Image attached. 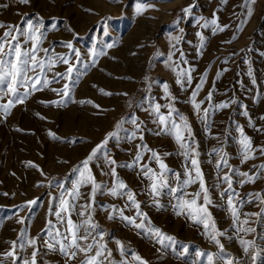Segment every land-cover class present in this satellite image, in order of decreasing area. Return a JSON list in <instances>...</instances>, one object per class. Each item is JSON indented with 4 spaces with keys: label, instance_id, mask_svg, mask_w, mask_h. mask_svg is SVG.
Masks as SVG:
<instances>
[{
    "label": "rangeland",
    "instance_id": "374dc122",
    "mask_svg": "<svg viewBox=\"0 0 264 264\" xmlns=\"http://www.w3.org/2000/svg\"><path fill=\"white\" fill-rule=\"evenodd\" d=\"M0 264H264V0H0Z\"/></svg>",
    "mask_w": 264,
    "mask_h": 264
},
{
    "label": "water",
    "instance_id": "95a60500",
    "mask_svg": "<svg viewBox=\"0 0 264 264\" xmlns=\"http://www.w3.org/2000/svg\"><path fill=\"white\" fill-rule=\"evenodd\" d=\"M195 1H196V0H188V5H192V4H194Z\"/></svg>",
    "mask_w": 264,
    "mask_h": 264
},
{
    "label": "bare ground",
    "instance_id": "6f19581e",
    "mask_svg": "<svg viewBox=\"0 0 264 264\" xmlns=\"http://www.w3.org/2000/svg\"><path fill=\"white\" fill-rule=\"evenodd\" d=\"M197 1H198V0H196V1L194 2V4H192V6H194V5L197 3Z\"/></svg>",
    "mask_w": 264,
    "mask_h": 264
}]
</instances>
